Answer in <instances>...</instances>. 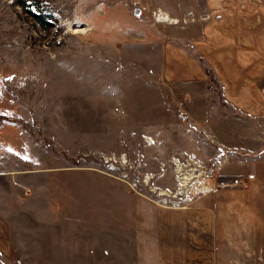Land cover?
<instances>
[{
  "label": "rangeland",
  "instance_id": "rangeland-1",
  "mask_svg": "<svg viewBox=\"0 0 264 264\" xmlns=\"http://www.w3.org/2000/svg\"><path fill=\"white\" fill-rule=\"evenodd\" d=\"M140 7L132 0H36L33 11L55 24L45 29L17 0H0V117L12 120L0 122V244L6 248H0V264H46L50 258L56 264H134L128 234L63 216L90 210L82 195L87 191L79 192V202L64 201L76 193V183L108 178L160 199L114 177L165 171L152 187L169 190V204H190L205 194L191 188L180 193L171 161L184 154L200 161L193 148L217 154L218 161L206 166L218 179L237 178L221 176L217 165L231 156L227 169L236 170L239 150L257 140L258 128L224 102L202 58L205 82L166 79L162 45L172 41L163 42L159 25L171 34L174 21L157 19L159 13L167 17L159 9ZM127 18L130 26L110 25ZM137 34L147 38L134 39ZM193 96H208V123L189 117ZM243 132L248 137H238ZM126 152L135 170L109 173L98 159Z\"/></svg>",
  "mask_w": 264,
  "mask_h": 264
},
{
  "label": "crops",
  "instance_id": "crops-1",
  "mask_svg": "<svg viewBox=\"0 0 264 264\" xmlns=\"http://www.w3.org/2000/svg\"><path fill=\"white\" fill-rule=\"evenodd\" d=\"M252 1L132 0L144 10L159 9L174 21L169 25L171 34H165L169 31H165V24L159 25L163 42L169 38L183 44L162 45L166 79L174 84L205 82L206 72L198 57L202 58L222 87L224 102L249 117L259 130L255 131L257 140L239 150L243 154L235 164L236 170L227 169L231 156L217 165L221 176L252 175L254 179L244 187L213 190L190 204H169V200L134 194L108 178L76 183V193L64 201L79 202V192L87 191L82 195H86L83 201L90 199V210L76 215L67 210L63 216L128 234L133 242L134 264H264V98L260 92L264 87V5ZM116 21L111 20L110 25H131L128 18L122 23ZM136 23L140 27L143 22L139 19ZM124 36L133 41L130 34ZM133 36L147 38L145 34ZM161 37L156 36L157 43ZM116 39L119 36L114 34ZM191 98L193 111L189 117L211 121L208 96ZM238 137H248V133ZM192 151L204 165L217 159V154L210 151ZM0 248L6 250L2 244ZM50 260L46 264H56Z\"/></svg>",
  "mask_w": 264,
  "mask_h": 264
},
{
  "label": "built area",
  "instance_id": "built-area-1",
  "mask_svg": "<svg viewBox=\"0 0 264 264\" xmlns=\"http://www.w3.org/2000/svg\"><path fill=\"white\" fill-rule=\"evenodd\" d=\"M157 19L160 21H169L168 17H165L163 14L159 13L156 15ZM261 95L264 98V87L261 89ZM151 139L147 140L149 144ZM102 167H104L109 173H121L124 169L135 170L134 163L130 164L128 161V153H123L120 156H101L98 158ZM140 163V168L142 167L141 159L138 160ZM172 167H174L176 183L178 190L181 192L196 191L198 193L207 194L214 189H233L244 187L248 184V181L253 180L254 176L250 175L248 178L238 177V178H222L221 180L213 174L209 167L202 164L200 161L196 160L191 155H181L174 157L171 161ZM127 170V174H128ZM165 176V171L158 176H153L151 174H141L138 175V178L130 179L129 176L125 175L123 177H114L115 180L122 183H129V188L135 192H140V186L147 188L151 193L157 194L163 202H167L170 195L167 194L169 190H158L157 188L152 187L153 183L158 179H161ZM113 178V177H112ZM171 193V192H170ZM187 200V199H186ZM177 202V201H175ZM178 203V202H177Z\"/></svg>",
  "mask_w": 264,
  "mask_h": 264
},
{
  "label": "trees",
  "instance_id": "trees-1",
  "mask_svg": "<svg viewBox=\"0 0 264 264\" xmlns=\"http://www.w3.org/2000/svg\"><path fill=\"white\" fill-rule=\"evenodd\" d=\"M19 6H21L28 14L32 16V18L43 28L48 29L50 27H55L54 23L47 22V15H43L42 13H36L33 11L32 7L35 5L36 0H17ZM2 121H12L6 116L0 117V122ZM1 124V123H0Z\"/></svg>",
  "mask_w": 264,
  "mask_h": 264
},
{
  "label": "bare ground",
  "instance_id": "bare-ground-1",
  "mask_svg": "<svg viewBox=\"0 0 264 264\" xmlns=\"http://www.w3.org/2000/svg\"><path fill=\"white\" fill-rule=\"evenodd\" d=\"M167 194H168V193H167ZM169 195H171V193H170Z\"/></svg>",
  "mask_w": 264,
  "mask_h": 264
}]
</instances>
